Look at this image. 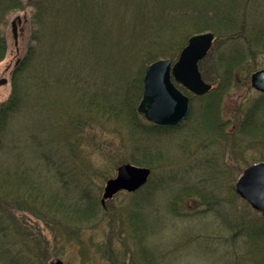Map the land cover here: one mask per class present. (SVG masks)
<instances>
[{"label": "trees", "instance_id": "obj_1", "mask_svg": "<svg viewBox=\"0 0 264 264\" xmlns=\"http://www.w3.org/2000/svg\"><path fill=\"white\" fill-rule=\"evenodd\" d=\"M26 5L33 9L28 48L20 62L23 65H18L12 74L9 97L0 102V134L21 107L15 75L29 66L32 74L39 69L43 80L57 78V83L38 87L43 82L40 80L35 99L38 115L52 110L56 121L48 123L46 130L50 134L36 141L35 168L16 174L0 169V264H47L50 256L65 259V246L73 244L80 248L82 256L98 254L119 264H161L160 248L153 240L156 215L153 204H149L154 183L149 178L142 188L127 193L130 198L125 204L102 206L101 187L92 183V170L87 165L80 166L78 160L84 140L81 124L106 127L114 134L118 128L120 145L126 147L127 157L107 169L99 168L101 179L109 178L117 163L129 161L152 168L151 160L155 158L165 164L164 154L151 150L148 140L160 136L162 130L173 131L177 125H157L138 112L143 73L157 59L175 60L189 36L208 31L214 35L207 57L213 66L211 78L202 69L203 61L198 67L202 77L210 79V90L196 96L175 85L192 104L198 101L206 120L195 140L199 152H212L216 158L219 146L229 143L230 156L246 161L245 151L233 147L238 140H261L264 144V122L260 120L264 93L249 85L250 75L264 67V0H0V25L8 14ZM44 42L48 43V54L40 62ZM5 50L6 38L0 29V60ZM83 80L88 87L81 85ZM56 85L60 93L47 101L44 89L52 93ZM244 85L253 95L238 105V125L228 132V122L219 114L221 100ZM122 129L125 137L120 135ZM210 167L209 176L217 180L215 189L204 192L199 186L188 190L184 187L170 199V210L177 211L188 198L212 203L215 216L227 232L221 245L228 248L241 240L245 247L239 263L227 253L224 257H229L230 264H264L261 215L234 193L233 185L228 186L229 196L221 198L217 184L224 173L219 166L220 170L212 164ZM159 182L165 185L173 180ZM11 205L38 214L51 224L52 247L40 232L35 233L13 216ZM100 223L112 232L106 245L104 241H94L93 236H83L87 228L92 230ZM206 239L207 235L202 240L208 245ZM59 242V247L53 248Z\"/></svg>", "mask_w": 264, "mask_h": 264}, {"label": "rangeland", "instance_id": "obj_2", "mask_svg": "<svg viewBox=\"0 0 264 264\" xmlns=\"http://www.w3.org/2000/svg\"><path fill=\"white\" fill-rule=\"evenodd\" d=\"M32 11V7L26 5L24 9L8 14L5 22L0 25V29L6 38V50L0 60V79L5 78L6 82L0 85V102L6 100L12 91V74L15 68L18 65H23V62H20L28 48ZM17 16L20 18V21L15 23V44L11 21ZM47 40L49 42L48 38ZM43 45L44 49L42 56H40V62L46 60L48 54V43L44 42ZM207 57L208 54L201 60V62H204L202 69L211 78L213 66H211ZM46 66L47 61L44 63V70ZM15 77H17V85L19 84V91L22 96L21 107L20 110L11 116L3 134H0V169L3 172L8 170L12 174L22 171L29 173L30 169L35 168L37 161L35 158L37 155L36 141L38 142L47 137L50 134L46 130L48 123L56 121L52 110L46 111L45 114L41 112L40 116L36 111L37 104H35V99L39 94L36 84L40 80H43L44 74L41 75L39 69L35 74H32L29 66L23 72L16 74ZM88 78H90L89 74ZM46 79L43 80L42 84L39 82L38 87L40 85H46L47 82L57 83V78L54 76ZM204 81L212 85L210 79H204ZM84 84L88 87L87 81L83 80L81 85ZM247 86L236 87L234 90L225 94L221 100L219 114L224 122H228L226 125L228 132L230 131V127L238 125L240 119V114L238 116L237 112L238 105L245 98L253 95L247 90ZM51 92H47V89H44L43 95L47 101H50L60 93L59 85H56L55 89ZM189 108L190 115L188 114L189 118L186 121L178 124L173 131L162 130L160 136H152L148 140L151 150L154 152L161 151L164 154L163 158L167 159L165 164L155 158L151 160L152 168L144 166L143 164H134L149 168L151 170V177L149 176V178L151 179V183L155 185L152 197L149 200V204H153V210L156 215L154 218L155 232L153 235L155 247L158 248L159 246L160 248L158 254L161 264H230L229 257L238 260L237 262L239 263L245 247L243 244H240L241 240L236 245L230 244L228 248L221 245L227 232L224 231L219 217L215 216L216 207L212 203L208 205L205 203L202 204L197 197L188 198L174 212L170 210V199L175 195L176 191L184 187L188 190L193 186H199L204 192L213 191L216 187L214 183L217 180L209 176L211 164L212 167L214 165L217 168L218 166L221 167L222 170L219 168L217 170L223 171L224 173L222 179L221 177L218 179V194L221 198L229 196L228 186L233 185L234 191V183L239 175H241L243 169L254 162L264 161V158L260 159L261 156L264 157V144L261 140H253L251 143H248L246 140L240 142L238 140L233 147L236 150L239 147V150L245 151L244 159L246 161L234 159L230 156V148L232 145L229 143L225 147L219 146V156H216V158H214L215 154H212V152H205L203 149L199 152L200 150L199 148L197 149L198 146H196L195 140L199 137V132L205 126L206 120L198 108L197 100H194L193 104L192 101L189 102ZM260 120L264 122V112ZM81 125L84 140L81 148L82 155H78V160L81 161L80 166L87 165V169L89 170L90 168L92 170L90 172L92 174V183L101 187V198L105 181L108 178L101 179L99 177V168L107 169L111 167L113 162L127 157V150H125L126 147L120 145L121 141L116 132L118 128H115L114 134L109 128L105 129L106 127L104 129L103 127H94V125L91 126L87 122ZM106 126L110 127L109 124H106ZM120 135L126 136L125 129L120 131ZM213 158L214 162H212ZM127 162L133 164L132 162ZM122 163H117L113 167L110 177L114 176L116 167ZM163 179H168L169 181L172 179L173 183L166 182L165 185L164 183L160 184L159 181ZM127 193L132 192L121 191L107 200L105 204L109 207L125 204V200L130 198ZM11 203L13 204V202ZM10 209L12 210L10 212H12L16 219L23 221L26 224L25 227L33 228L35 233L39 234L40 232L42 237L49 240V244L52 247L51 241L54 238V229L51 227V224H47L45 218L38 214L33 215L32 213L26 212L23 207L20 208L17 205H11ZM250 210L256 211L251 207ZM206 235L208 236V239H206L209 243L208 245L202 240L203 238L205 239ZM83 236L84 239L93 236L94 241H104L103 244L106 245L108 238L112 237V232H109L105 224L100 223L92 230L87 228ZM57 244L53 248L57 249L60 242ZM114 245L116 246L115 243ZM225 248L228 250L227 252ZM63 251L65 252V259L50 256L48 262L53 258H59L67 264L121 263L118 261H109L110 259L107 257L105 259V257H100L98 254L94 256L92 254L82 256L80 254V248L74 244L65 246ZM226 253L229 257H224ZM125 264L127 263L125 262Z\"/></svg>", "mask_w": 264, "mask_h": 264}, {"label": "water", "instance_id": "obj_3", "mask_svg": "<svg viewBox=\"0 0 264 264\" xmlns=\"http://www.w3.org/2000/svg\"><path fill=\"white\" fill-rule=\"evenodd\" d=\"M11 21L13 39L16 44L15 23ZM214 41L211 32L196 33L188 37L177 58L157 59L148 64L143 73V91L137 110L144 118L161 126H175L183 122L190 111L189 98L175 83L195 95H203L211 86L201 76L198 62L209 52ZM6 82L0 79V85ZM250 86L264 93V68L250 75ZM150 169L131 163H122L115 169L114 176L105 181L100 203L111 199L120 191L135 192L146 184ZM235 193L250 207L260 213L264 221V161L254 162L243 169L234 183ZM48 264H67L59 258L49 260Z\"/></svg>", "mask_w": 264, "mask_h": 264}]
</instances>
